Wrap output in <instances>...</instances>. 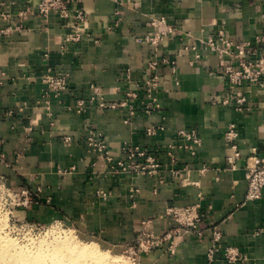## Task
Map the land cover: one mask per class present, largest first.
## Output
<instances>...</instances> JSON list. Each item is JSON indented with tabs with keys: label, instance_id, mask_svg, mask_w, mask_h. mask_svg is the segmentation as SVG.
Masks as SVG:
<instances>
[{
	"label": "crops",
	"instance_id": "0c3cea01",
	"mask_svg": "<svg viewBox=\"0 0 264 264\" xmlns=\"http://www.w3.org/2000/svg\"><path fill=\"white\" fill-rule=\"evenodd\" d=\"M83 5L92 35L80 44L62 48L64 30L55 15L44 19L31 13L27 29L8 37L0 34V107L17 109L12 116L0 115V151L11 163L0 166V171L14 190L28 188L39 192L41 199L18 208V216L43 223L62 220L122 249L143 220L153 219L152 229L162 233L172 225L170 218H160L168 206L199 203L202 211H208V224L220 225L224 244L247 257L243 264H264V196L246 200L245 177V163L253 150L264 157V88L245 87L251 105L247 112H237L233 103H212L229 86L220 57L204 52L202 60L191 64L193 50L178 54L181 42L171 35L160 42L158 53L178 55L177 67L175 73L168 65L159 68V111L149 115L140 109L127 123L126 107L93 106L85 113L67 109L78 98H89L92 85L101 87L108 102L125 99L126 90L135 88L154 55L144 39L154 33L152 18L164 17L195 37L224 30L234 41L253 40L264 35V0H85ZM3 23L0 17V26ZM185 42L202 49L195 39ZM46 50L48 60L43 56ZM49 62L69 74V89L59 98L51 97L50 111L47 104H37L44 90L40 74ZM25 103L28 107L23 108ZM231 122L240 132L242 159L236 170L226 168L225 130ZM151 124H163L165 129L147 135ZM191 127L202 139L198 153L177 150L173 162L168 145L177 138V130ZM90 129L104 135L116 159L123 156L124 142L148 148L163 172L156 176L112 172L85 142ZM65 135L74 141L65 143ZM186 165L190 170L183 172L182 183L171 169ZM203 166L209 169L200 172ZM65 169L67 173L62 172ZM132 187L139 189L134 197ZM101 191L110 194L102 196ZM201 228V238L193 233L181 238L176 254L162 247L144 255L140 264H230L223 257L208 262L212 230L204 224Z\"/></svg>",
	"mask_w": 264,
	"mask_h": 264
},
{
	"label": "built area",
	"instance_id": "2783aa9c",
	"mask_svg": "<svg viewBox=\"0 0 264 264\" xmlns=\"http://www.w3.org/2000/svg\"><path fill=\"white\" fill-rule=\"evenodd\" d=\"M85 0H2L0 1V17L4 21L0 32L8 37L15 32L27 29V22L30 14L47 19L55 15L61 22V28L64 30L62 48L67 44H80L92 34L90 32V18L83 5ZM20 5L16 8L15 6ZM151 24L154 33L146 34L144 39L154 48V55L147 62L143 78L135 84V88H128L125 92V99L121 102H108L103 96L100 86L92 85L93 94L85 99L78 98L74 105L67 107L77 113H85L89 107L96 106L100 109L126 107L127 116L124 122L129 123L140 109L145 113L152 114L161 109V103L158 99V91L161 85V66H171L173 72H176V56L159 55V44L167 36L175 35L181 42L182 51L193 50L194 58L191 64L202 60L204 52L215 53L221 59L223 72L228 78L229 86L222 95H216L212 98V103L228 105L234 104L237 112H247L251 110V105L246 95L245 87L257 85L264 88V35L257 34L253 40L234 41L230 39L224 30L209 34L206 37H195L190 32L178 30L170 25L166 18H152ZM113 26H108L112 28ZM186 38H192L199 41L202 49L198 45L186 43ZM45 59H50V51L43 53ZM41 81L44 86L43 98H59L69 89V74L57 70L50 62L47 63L41 74ZM143 95V97H142ZM142 97V98H141ZM49 103V102H48ZM46 108L50 111V105ZM142 108H140V107ZM17 110L9 107L0 110L1 116H12ZM163 124H151L146 128V134L153 136L159 131L164 130ZM65 143H72L73 137L69 135L62 136ZM225 140L229 149L226 156V168L236 170L239 168L242 152L239 146L240 132L235 122L228 124L225 130ZM87 145L98 155L108 162L110 170L117 173H135L147 176L160 175L163 172L162 164L148 148L136 145L132 142H124L122 145V157L114 158L109 149L108 143L102 133L95 129H90L85 138ZM202 144L201 136L194 127L177 130V138L168 145V153L176 160L177 150L189 151L191 155H196ZM0 161L6 166L11 163L7 161L6 155L0 153ZM74 168V167H73ZM208 166H203L200 172H205ZM186 165L183 168L171 169L176 178H183V172L189 171ZM67 173L68 170H62ZM245 177L247 180L246 200H256L264 196V157L259 155L256 149L253 150L245 163ZM161 183L164 179L159 180ZM184 178L182 183L185 182ZM139 192L138 188H131V196ZM39 192L24 188L21 191H15L8 185L6 176L0 172V197L14 206L10 213L16 217L14 210L20 207H29L32 204L41 203ZM102 196H107L110 192L101 191ZM48 202V200H47ZM208 211L201 210V204L196 203L186 206H168L160 218H170L172 225L162 233L155 232L152 227L153 219H146L141 222L140 230L128 241L122 244L121 257L124 258V264H140L144 255L164 248L170 255L176 254L181 238L187 233H193L199 238L204 234V228L201 224L212 230L211 243L208 248L207 260L209 263L215 261L218 257H223L230 264H243L247 257L235 246L224 244L223 231L218 224H208ZM23 223H28L27 219H15Z\"/></svg>",
	"mask_w": 264,
	"mask_h": 264
},
{
	"label": "rangeland",
	"instance_id": "374dc122",
	"mask_svg": "<svg viewBox=\"0 0 264 264\" xmlns=\"http://www.w3.org/2000/svg\"><path fill=\"white\" fill-rule=\"evenodd\" d=\"M3 24L0 26V29L2 28ZM0 34L3 37H7L6 35L2 34L1 32H0ZM8 36H11V35H8ZM41 74H40V80H41ZM2 76L5 78L7 75L5 73H3ZM2 83H3V80L1 79L0 84H2ZM43 93H44V90H43ZM50 101H51V98H47V99L43 98L42 101H37V104H39V105L42 104L44 106L45 104H47ZM23 105H24L23 108L28 107V104H26V103ZM4 109H7V108H1L0 107L1 111ZM15 113H17V112H15ZM5 117H9V116H5ZM0 153H3V152L0 151ZM2 165H5V164H3L0 161V166H2ZM15 191H20V190H15ZM13 208H14V206L10 203V199L6 200L5 198L0 197V234H1V236L4 235L6 238L13 240L19 249L26 250V251L29 250L30 252H33V253H41V252L45 251L44 253H47V254L50 253L52 250H54L52 252H55L58 248L61 251L62 246H61V248L58 247V246H60L59 245L61 243L60 241H62L63 239H65L68 236H72L74 238V240L78 243V245L81 246V244L95 243V244H97V246L101 250L103 249L102 251L104 253H106V256L108 258H109V256H110V258H113L114 255H117L118 260H117L116 264H124V258L121 257L123 249H120L115 245L114 246L109 245V244L103 242L102 240H98V238H92L91 236L85 235L82 232H80L77 228H75L74 226H72V225H70L67 222L62 221V220H54L50 223H43V222H40L37 220H28L27 221L28 223L22 224L20 221L18 222L15 220L16 217L20 218L18 216V212H17L18 208H16V210H14L16 217H13L12 214L10 213V210L11 209L13 210ZM53 246H54V248H53ZM55 247H56V249H55ZM63 248L64 249H62L61 252H64L63 254L65 256H63V254H62V258L63 257L66 258L67 254L69 255L68 256V258H69L71 255L70 252L67 250L65 252L64 250L66 248L65 247H63ZM36 251H38V252H36ZM39 251H41V252H39ZM56 252H58V251H56ZM50 257H54L55 259L59 258V256H52V255ZM72 257H74V256L71 255L70 258H72ZM69 259H67V260H69ZM116 259H117V257H116ZM110 263H111V260L109 261L108 264H110ZM66 264H68V262Z\"/></svg>",
	"mask_w": 264,
	"mask_h": 264
},
{
	"label": "bare ground",
	"instance_id": "6f19581e",
	"mask_svg": "<svg viewBox=\"0 0 264 264\" xmlns=\"http://www.w3.org/2000/svg\"><path fill=\"white\" fill-rule=\"evenodd\" d=\"M60 242V246L58 247L61 248L62 246V249L65 247L66 249L64 251H69L74 257L70 258V255L69 259V255L67 254L66 258H62L64 252H61L62 249L60 251L58 247L56 250L58 252H52L54 251L52 250L48 253L49 255L44 253L45 251H39L41 253H33L29 250H22L17 247L13 240L6 238L4 235L1 236L0 234V264H66L67 262L68 264H108L110 260V264L117 263V255H114L113 258H110V256L108 258L106 253L102 251L103 249L101 250L95 243L81 244L80 246L72 236H68ZM51 255L59 256V258L55 259L54 257H50ZM63 256L65 255L63 254Z\"/></svg>",
	"mask_w": 264,
	"mask_h": 264
}]
</instances>
